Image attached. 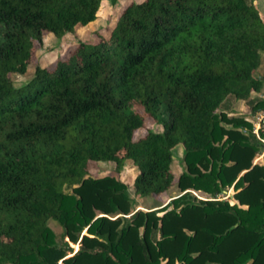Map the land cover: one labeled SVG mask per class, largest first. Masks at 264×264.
Returning a JSON list of instances; mask_svg holds the SVG:
<instances>
[{
    "label": "trees",
    "instance_id": "1",
    "mask_svg": "<svg viewBox=\"0 0 264 264\" xmlns=\"http://www.w3.org/2000/svg\"><path fill=\"white\" fill-rule=\"evenodd\" d=\"M102 1L0 0V264H264V145L253 119L222 108L264 110L257 3L133 1L107 36L13 84L43 32L89 24ZM147 118L162 129L135 139ZM177 144L180 194L160 208L135 209L125 183L91 174L131 161L135 194H161Z\"/></svg>",
    "mask_w": 264,
    "mask_h": 264
},
{
    "label": "rangeland",
    "instance_id": "2",
    "mask_svg": "<svg viewBox=\"0 0 264 264\" xmlns=\"http://www.w3.org/2000/svg\"><path fill=\"white\" fill-rule=\"evenodd\" d=\"M133 1L142 0H103L100 8L97 12V18L87 25H77L73 32L66 34L63 37H57L50 32H43L42 43L34 42L33 55L27 66V70L24 74H13V84L19 86L26 83L34 74V69L37 65L53 68L59 59H66L70 53L75 49L80 41L93 42L100 37H105L109 34L113 23L117 19L121 9ZM257 5L264 16V0H255ZM264 70V53L262 54V65L257 70V74H262ZM252 96H260L264 98L263 94H255ZM230 115H243L253 119V115L256 112H252L249 105L245 100H236L233 97H229L226 101V105L222 106ZM152 129L155 131L161 130L152 118H147L143 128L138 129L134 138L137 139L146 134L147 130ZM173 160L171 163V170L174 175V180L171 186L161 194H147L137 195L134 192L133 180L138 174L139 170L131 161H128L122 170L117 171L115 163L112 161H100L96 163L91 174L94 175H110L113 176L127 185V193L133 203L135 209H157L167 204L173 197L180 194L178 187L176 186V180L181 172L184 171V152L185 147L182 144H177L173 150ZM264 157V150L262 153L257 154L253 160L254 163H261ZM196 194V193H195ZM231 195V188L219 196L228 198ZM198 196V195H197ZM200 197V196H198ZM201 198V197H200ZM164 203V204H163ZM160 204V205H159ZM163 204V205H161ZM159 205L158 207H155ZM49 227L60 237L63 232V227L55 220L48 221ZM85 233V231H84ZM74 251L78 250L79 245L71 243ZM58 264H62L59 262Z\"/></svg>",
    "mask_w": 264,
    "mask_h": 264
},
{
    "label": "built area",
    "instance_id": "3",
    "mask_svg": "<svg viewBox=\"0 0 264 264\" xmlns=\"http://www.w3.org/2000/svg\"><path fill=\"white\" fill-rule=\"evenodd\" d=\"M252 132L255 138L264 145V110H260L253 115Z\"/></svg>",
    "mask_w": 264,
    "mask_h": 264
},
{
    "label": "crops",
    "instance_id": "4",
    "mask_svg": "<svg viewBox=\"0 0 264 264\" xmlns=\"http://www.w3.org/2000/svg\"><path fill=\"white\" fill-rule=\"evenodd\" d=\"M256 3H257V1H256ZM164 204V203H163ZM163 204H161V205H163ZM160 205V204H159ZM159 205H157V206H155V207H158Z\"/></svg>",
    "mask_w": 264,
    "mask_h": 264
}]
</instances>
